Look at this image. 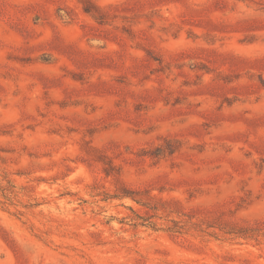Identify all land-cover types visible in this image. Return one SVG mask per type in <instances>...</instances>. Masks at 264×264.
Wrapping results in <instances>:
<instances>
[{
	"label": "rangeland",
	"instance_id": "374dc122",
	"mask_svg": "<svg viewBox=\"0 0 264 264\" xmlns=\"http://www.w3.org/2000/svg\"><path fill=\"white\" fill-rule=\"evenodd\" d=\"M0 264H264V0H0Z\"/></svg>",
	"mask_w": 264,
	"mask_h": 264
}]
</instances>
